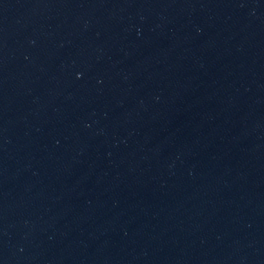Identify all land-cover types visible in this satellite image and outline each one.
<instances>
[{"label": "water", "instance_id": "95a60500", "mask_svg": "<svg viewBox=\"0 0 264 264\" xmlns=\"http://www.w3.org/2000/svg\"><path fill=\"white\" fill-rule=\"evenodd\" d=\"M0 264H264V0H0Z\"/></svg>", "mask_w": 264, "mask_h": 264}]
</instances>
